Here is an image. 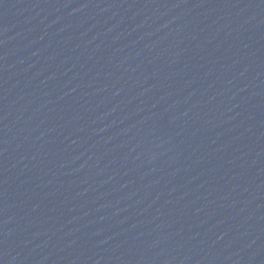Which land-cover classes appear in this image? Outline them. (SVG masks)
Returning a JSON list of instances; mask_svg holds the SVG:
<instances>
[{
  "label": "water",
  "instance_id": "1",
  "mask_svg": "<svg viewBox=\"0 0 264 264\" xmlns=\"http://www.w3.org/2000/svg\"><path fill=\"white\" fill-rule=\"evenodd\" d=\"M0 264H264V0H0Z\"/></svg>",
  "mask_w": 264,
  "mask_h": 264
}]
</instances>
